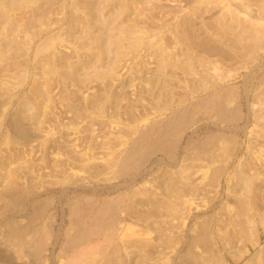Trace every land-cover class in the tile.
<instances>
[{"label":"rangeland","instance_id":"rangeland-1","mask_svg":"<svg viewBox=\"0 0 264 264\" xmlns=\"http://www.w3.org/2000/svg\"><path fill=\"white\" fill-rule=\"evenodd\" d=\"M34 1L26 9L9 8V14L0 18V23L3 21L0 30L5 29L8 35L13 32L16 41L13 46L21 49L22 56L18 51L20 57L16 56V60L14 57L0 64L4 71L0 70V83L3 84L0 85V101L5 104L0 108V233L3 231L1 224H4L1 219L11 217L25 223L33 211L32 203L39 199L48 201L44 220L52 221V232L58 231L60 235L68 225L65 197L71 199L82 192L111 199L123 191L124 202L118 211L122 221L117 229L134 231L131 238L137 244L128 251H118L121 259L117 264H178L179 254L186 252L193 237L202 230L208 237L207 242L196 250L201 253L203 264H244L246 259L264 251V1L141 0L142 4L139 0H125L123 5L129 9L116 20L112 18L116 13L113 16L108 12L111 17L108 18L104 8L103 14L106 13L110 23L106 24L109 25L107 34L111 28L114 30L108 34L110 38L107 36L104 57H98L99 49L94 40L85 37L83 12L89 8L87 0ZM45 3L49 4L45 6ZM39 9L46 13L42 14ZM74 17L80 20L75 21ZM235 19L258 21L255 31L262 33L258 35L261 41L258 47H263L257 53L259 57L251 60L252 64L243 61L242 45L225 29L229 24L232 28L228 27L229 30L236 34ZM15 23H19L18 26L10 28ZM37 27L44 32L31 30ZM120 29L127 31L125 38L129 39L122 40L121 46L114 40ZM2 41L5 45L6 40ZM21 42L29 48L28 53L23 54ZM38 42L44 48L41 51ZM48 42V46L43 45ZM132 44L137 47L133 48ZM94 55L95 60H91ZM60 65L64 67L61 69ZM111 69L113 74L106 75ZM83 77L92 83L79 82ZM223 87L237 89V97L229 106L239 108V120L228 125L231 129L219 124L214 116L196 111L194 123L180 138L174 161L156 154L140 172L143 180L137 177L127 191L120 187V178L115 175L116 161L139 129L180 109L182 101L184 105L192 103L205 93ZM14 112L27 125V133L36 138L30 135V142L17 140L19 137L12 133L7 122ZM212 133L220 134L219 142L208 156L198 157L196 150L186 146L190 139L205 140ZM219 169L220 173L212 180L213 172L216 174ZM240 178L246 183L249 181V187L258 185L254 194L232 189ZM14 191L19 192L22 202L19 199L10 202ZM21 193L25 194L22 199ZM240 201L246 203L239 204ZM244 206L245 214L241 216L242 211L238 209L244 210ZM239 219L248 222L245 232L237 225ZM3 238L0 234V249L6 257L0 264H30L23 249L14 243H4ZM148 239L155 246L152 257L146 255L142 246V241ZM120 240L118 245L122 247L124 240ZM55 249L54 255L44 264H65V258Z\"/></svg>","mask_w":264,"mask_h":264},{"label":"bare ground","instance_id":"bare-ground-1","mask_svg":"<svg viewBox=\"0 0 264 264\" xmlns=\"http://www.w3.org/2000/svg\"><path fill=\"white\" fill-rule=\"evenodd\" d=\"M44 1V0H43ZM49 1V0H48ZM51 1V0H50ZM56 1V0H55ZM65 1V0H64ZM74 2H78L73 0ZM86 1V0H85ZM88 4H89V8L86 11V8L83 9L85 12H83L84 17L83 20H85V22L83 21V23H85V28L82 29L85 30L86 32V36L85 37H90L91 39L94 40V45L98 47V57H104L105 54L107 53V48L106 45L108 39L111 37L108 34H111V31L107 34L108 30H109V25L110 23L108 22L109 19L106 20L107 17H105V14H103V11H105L107 9V15L108 12H110L112 15L116 13V17H112L114 18V20L117 19V17L119 18V16L126 10L129 9L128 6L123 5V1L125 0H87ZM130 1V0H129ZM140 2L143 1L139 0ZM173 1V0H172ZM198 1V0H197ZM208 1V0H207ZM264 1V0H263ZM34 0H0V18H4V15H8L9 14V8L11 7H16L19 9H26V6L29 5H33L34 4ZM174 2V1H173ZM219 2V0H218ZM38 3V2H37ZM51 3V2H50ZM64 3V2H63ZM188 3V2H187ZM247 3V2H246ZM252 3V2H251ZM39 4V3H38ZM37 4V5H38ZM41 4V3H40ZM43 4V3H42ZM49 3H45L44 5L46 6ZM78 4V3H77ZM165 4V3H164ZM28 5V6H29ZM86 5V4H84ZM62 6V5H61ZM78 5H74V7ZM104 6V7H103ZM176 8H178L179 6L174 5ZM222 6V5H221ZM106 7V9H104ZM99 8L102 9V11H99ZM162 8V7H161ZM42 9V8H40ZM39 11H42L40 10ZM100 9V10H101ZM13 10V9H12ZM31 10V9H30ZM109 10V11H108ZM122 10V11H121ZM34 12H38L35 10H32ZM115 11V12H113ZM11 12V11H10ZM29 12V11H27ZM42 14H45L46 11H42ZM106 12V11H105ZM113 12V13H112ZM240 12V11H239ZM251 12V11H250ZM263 12V11H262ZM33 13V12H32ZM31 13V14H32ZM35 13V14H36ZM48 13V12H47ZM221 13V12H220ZM34 14V13H33ZM223 14V13H222ZM227 14V13H226ZM225 14V16H227ZM233 14V13H232ZM231 14V15H232ZM41 15V14H40ZM111 15V16H112ZM113 15V16H114ZM230 15V14H229ZM34 16V15H33ZM238 16V15H237ZM8 17V16H6ZM72 17V15H71ZM264 17V14H263ZM34 18V17H33ZM32 21H37V19ZM37 18V17H36ZM80 17H78L77 20ZM108 18L109 17L108 15ZM240 18V17H238ZM255 18V17H254ZM30 19V20H31ZM69 19V17H68ZM75 21L76 18L74 17ZM199 19V18H198ZM223 19V17H222ZM220 19V20H222ZM237 19V18H236ZM234 20L233 25L235 24V26H237L238 28V32L236 34H234L235 32H232L229 30V24L227 27H225V29H227L230 33L229 35H234L233 36V40H235V42H239L243 48V58L245 62H247L248 64L251 63L252 59H255L257 57H259V55L257 53H259L260 48L262 49L263 46L258 47L261 43L259 39L258 35H262L256 33L255 29H258V26L256 25L257 22H243L240 20ZM264 19V18H262ZM7 20V19H6ZM9 20H13L10 19ZM71 20H73L71 18ZM1 21V20H0ZM5 21V20H4ZM8 21V20H7ZM15 21V20H14ZM12 21V22H14ZM18 21V20H17ZM16 21V22H17ZM70 21V20H69ZM113 21V20H111ZM110 21V22H111ZM219 21V20H218ZM217 21V23H218ZM260 21V20H259ZM3 22V21H2ZM0 23L3 25V23ZM29 22V20L27 21ZM25 21V23H27ZM229 22V21H228ZM23 23V24H25ZM34 23V22H33ZM73 23V22H72ZM164 23V22H163ZM182 23V22H181ZM215 20L214 23L215 24ZM226 23V22H225ZM19 24V23H17ZM16 23L13 25H11L10 28H14L16 26H18ZM22 24V23H21ZM20 24V25H21ZM106 24H109L108 26ZM6 25V24H5ZM9 25V26H10ZM27 25V24H25ZM24 25V26H25ZM179 25V24H177ZM183 25V23H182ZM187 25V23H186ZM218 25V24H217ZM227 25V24H226ZM225 25V26H226ZM1 26V25H0ZM8 28V25H6ZM23 26V27H24ZM21 27V26H19ZM18 27V29H19ZM31 27V26H30ZM183 27V26H182ZM181 27V28H182ZM185 27V26H184ZM215 27V26H214ZM229 27V28H228ZM234 27V26H233ZM5 28V26L3 27ZM26 28H29L28 26ZM23 28V29H26ZM131 28V27H130ZM180 28V29H181ZM213 28V27H212ZM220 28H224L221 27ZM236 28V27H235ZM2 29V28H1ZM30 29V28H29ZM38 27L35 29H31V30H37ZM127 29V28H125ZM179 29V28H178ZM218 29V28H216ZM232 30V28H230ZM260 29V28H259ZM9 30V29H8ZM11 30V29H10ZM28 30V29H26ZM25 30V31H26ZM82 30V31H83ZM214 30V29H213ZM221 30V29H220ZM220 30H217L219 32H221ZM224 30V29H223ZM264 30V29H262ZM21 31V30H20ZM34 31V32H35ZM41 31H36V32H42ZM129 31V30H128ZM255 31V32H254ZM259 31V30H258ZM10 32V31H8ZM15 32V31H14ZM18 32V31H17ZM23 32V31H22ZM28 32V31H27ZM32 32V31H31ZM35 32V33H36ZM44 32V31H43ZM81 32V31H80ZM126 30L124 29H120L117 32V37L114 39L115 43L120 45L123 44L122 40H124V42H126V40L128 38L127 34H126ZM263 32V31H262ZM13 33V32H12ZM12 33L10 35H8L6 33L5 29L0 30V64L8 61L9 59H12L15 57L14 60H16V56H18V51L20 52L21 49L18 48L17 46H13L15 41V36H12ZM16 33V32H15ZM26 33V32H25ZM30 33V32H29ZM34 33V34H35ZM74 33V32H73ZM84 32H82L83 34ZM129 33V32H128ZM180 34V31L177 32ZM190 33V32H189ZM196 33V32H195ZM27 34V33H26ZM34 34L32 37H34ZM40 34V33H39ZM38 34V35H39ZM45 34V33H44ZM182 34V33H181ZM222 34V33H220ZM225 34V32H224ZM223 34V35H224ZM14 35V34H13ZM28 35V34H27ZM32 35V34H31ZM37 35V33H36ZM133 35V34H132ZM219 35V34H218ZM217 35V36H218ZM222 35V36H223ZM227 35V33H226ZM109 36V38L107 37ZM212 36V35H211ZM264 36V35H263ZM14 37V38H13ZM29 37V36H28ZM37 37V36H36ZM35 37V39H36ZM42 37V36H41ZM45 37V36H44ZM48 37H51L48 35ZM113 37V35H112ZM181 37V36H180ZM178 37V38H180ZM185 37V36H184ZM220 37V36H219ZM225 37V36H224ZM223 37V38H224ZM227 37V36H226ZM31 38V37H30ZM39 38V37H38ZM37 38V39H38ZM130 38V37H129ZM217 38V37H216ZM261 38V37H260ZM264 38V37H262ZM42 39V38H41ZM113 39V38H112ZM187 39V37H186ZM2 40H6V43L4 42L5 45H2L3 41ZM29 40V39H28ZM48 40V39H47ZM129 40V39H128ZM219 40V39H218ZM31 39L29 40L30 43ZM35 41V40H34ZM142 41V40H141ZM20 42V41H19ZM40 42V41H39ZM38 42V49L41 51L44 48H42L43 46L39 45ZM44 42H47L46 39ZM50 42V41H49ZM48 44H43L45 46H48ZM237 42V44H238ZM263 42V41H262ZM22 43V42H21ZM20 43V44H21ZM25 43V42H24ZM22 43V45L24 44ZM28 43V44H29ZM111 43V42H110ZM133 43H137V42H133ZM185 43V42H184ZM202 43V42H200ZM199 43V44H200ZM225 43V42H224ZM223 43V44H224ZM227 43V42H226ZM244 43V44H243ZM17 44V43H16ZM28 44L26 43V45L28 46ZM134 44V45H135ZM19 45V44H18ZM20 45L23 49V54L28 53L29 48H25V45ZM112 45V44H111ZM133 44L131 45L132 47L134 46ZM138 45V44H137ZM158 45V44H156ZM198 45V44H197ZM264 45V44H263ZM37 46V45H35ZM136 46V45H135ZM192 46V45H191ZM190 46V47H191ZM33 47V46H32ZM137 47V46H136ZM201 47V46H200ZM134 48V47H133ZM234 48V47H233ZM53 49V48H52ZM96 49V48H94ZM115 49V48H114ZM117 49V48H116ZM119 49V48H118ZM139 49V48H138ZM27 50V51H26ZM34 50V49H33ZM191 50V49H190ZM189 50V51H190ZM234 50V49H233ZM164 52V51H163ZM185 52V51H184ZM32 53V52H31ZM36 53V52H35ZM40 53V52H39ZM92 54V53H91ZM39 55V54H38ZM54 57L55 54L53 53ZM90 55V54H89ZM88 55V56H89ZM96 55V56H97ZM107 55V54H106ZM109 55V54H108ZM20 56H21V52H20ZM18 56V57H20ZM257 56V57H256ZM22 57V56H21ZM28 57V56H27ZM53 57V56H52ZM92 57V56H90ZM241 57V56H240ZM29 58V57H28ZM51 57H49L50 59ZM108 58V57H107ZM111 58V57H110ZM116 58V57H115ZM169 58V57H168ZM194 58V57H193ZM200 58V57H199ZM20 59V58H19ZM36 59V56H35ZM54 59V58H53ZM52 59V61H53ZM91 60H95V55L94 57L90 58ZM117 59V58H116ZM162 59V58H161ZM28 60V59H27ZM25 60V61H27ZM55 60V59H54ZM59 60V59H58ZM97 59V63H98ZM151 60V59H150ZM191 60V59H190ZM11 61V60H10ZM35 61V60H34ZM57 61V60H56ZM53 62L54 63L56 62ZM83 61V59H82ZM109 61V59H108ZM118 61V60H117ZM192 61V60H191ZM21 62V61H20ZM19 62V63H20ZM49 62V60H47V63ZM61 62V61H60ZM201 62V61H200ZM244 62V63H245ZM257 62V61H256ZM25 63V62H24ZM27 63V62H26ZM32 63V62H31ZM34 63V62H33ZM83 63V62H82ZM254 63V62H253ZM260 63V62H259ZM258 63V64H259ZM10 64V63H8ZM13 64V63H12ZM51 63H49L50 65ZM56 64H60V63H56ZM61 64L63 65V62H61ZM79 64V63H77ZM252 64V63H251ZM255 64V63H254ZM3 65V64H1ZM24 65V64H23ZM28 65V63H27ZM32 65V64H31ZM48 65V64H47ZM48 65V67H49ZM75 65V64H74ZM93 65V63H92ZM26 66V64H25ZM24 66V67H25ZM30 66V65H29ZM61 66V65H60ZM81 66V65H80ZM90 66V65H89ZM252 66V65H251ZM2 67V66H0ZM7 67V66H6ZM23 67V68H24ZM51 67V65H50ZM59 67V66H58ZM64 66H61V69ZM254 67L257 68V65ZM31 68V67H30ZM52 68V67H51ZM50 68V70H51ZM74 68V67H73ZM107 68L108 65H107ZM175 68V67H174ZM54 68H52L53 70ZM59 69V68H58ZM64 69V68H63ZM97 69V68H96ZM231 69V68H230ZM1 70V69H0ZM3 70V68H2ZM1 70V71H2ZM90 71L92 70V68L89 69ZM94 70V69H93ZM104 70V69H103ZM107 70V69H105ZM113 69H111L106 75L110 76L113 74L112 72ZM207 70V69H206ZM255 70V69H254ZM258 69H256L257 71ZM6 71V70H5ZM73 71V70H72ZM82 71V70H81ZM87 71V70H86ZM99 71V70H97ZM4 71H2L3 73ZM9 72V71H8ZM28 72V71H27ZM50 72V71H49ZM52 72V71H51ZM95 72V71H94ZM200 72V71H199ZM202 72V71H201ZM200 72V73H201ZM1 73V74H2ZM75 74H78V72H74ZM72 73V74H74ZM84 73V72H83ZM82 73V74H83ZM167 73V72H166ZM255 73V72H254ZM74 74V75H75ZM81 74V73H80ZM99 74V73H98ZM184 74V73H183ZM73 75V77H74ZM88 74L86 73V76ZM101 74H99L100 76ZM172 75V74H171ZM223 75V73H222ZM264 75V74H263ZM76 76V75H75ZM82 76V75H80ZM85 77V75H83ZM94 76V75H93ZM92 77V79H94V77ZM96 76V75H95ZM98 76V75H97ZM98 76V77H99ZM107 76V77H108ZM78 77V75L76 76ZM80 79L78 80L79 82L82 83H87L90 84V82L92 83V81H90L89 79V83L86 82V78ZM96 77V78H98ZM104 77V76H102ZM101 77V78H102ZM95 78V80H97ZM74 80V79H73ZM88 80V79H87ZM99 80V79H98ZM210 80V79H209ZM75 81H77V79H75ZM75 82V83H78ZM94 81V80H93ZM245 81V80H244ZM248 81V76L246 77V81L244 82V85L247 84ZM1 82V81H0ZM73 82V81H72ZM190 82V81H189ZM207 82V81H206ZM82 83V86H84ZM162 83V82H161ZM263 83V82H262ZM6 84V83H5ZM0 85H3L2 83H0ZM159 85V84H158ZM259 85V84H258ZM161 86V85H160ZM199 86V85H197ZM244 87V86H242ZM81 88V87H80ZM146 88V87H145ZM200 88V87H199ZM216 90L210 91L208 93H205L204 95L198 97L194 102L192 103H187L184 105V101H182V107L180 109H176L173 110L170 114H168L165 118H161L159 120L153 121L152 123H150L149 125H147L146 127H144L143 129H139L138 132H136V135L134 137V139L128 144L127 148L124 150L123 153H121V155L119 156V159L116 164V168L117 169V173H115V175L117 174L118 177L120 178L121 184L120 187H124L123 189L125 191H127L128 187L133 183L136 182L137 177H141L140 179L143 180V176L142 174H140V172L142 171V169H144L145 165L149 162V160L156 156V154H161L165 157V159L170 160L171 162L174 161V155H175V151L177 149V146L179 145V141L180 138L182 137V135L190 128L189 125H192V123H194L195 117L197 116V112L203 113V114H209L210 116H214L217 120V122L219 124H224L228 127L229 124H232L234 122H236L237 120H239V108L238 107H230L229 103L233 102L234 99H236L237 97V89L235 88H230V87H223L220 89L215 88ZM244 89V88H243ZM258 89V88H257ZM6 90V89H5ZM8 90V89H7ZM255 90V89H254ZM209 91V90H208ZM178 92V91H177ZM192 92V91H191ZM194 92V91H193ZM104 93V92H103ZM175 94V93H174ZM185 94V93H184ZM42 96V95H41ZM116 96V95H115ZM100 98V97H99ZM128 98V97H127ZM173 98V97H172ZM132 100V99H131ZM45 101V100H44ZM19 102V101H18ZM21 102V101H20ZM95 102V101H94ZM113 103V102H112ZM4 104L3 101H0V108L1 106ZM111 105V104H110ZM184 105V106H183ZM5 106V104H4ZM23 106V105H22ZM20 106V107H22ZM28 106V105H27ZM24 107V106H23ZM101 107V106H100ZM140 107V106H139ZM27 108V107H26ZM21 108H18V110ZM163 110V109H162ZM1 111V110H0ZM20 112L23 110H19ZM197 111V112H196ZM261 111V109H260ZM15 113V112H14ZM25 114L27 112H24ZM33 113V112H32ZM95 113V112H94ZM123 114V113H122ZM20 115H22V113H20ZM28 116V115H27ZM34 116V115H33ZM32 117V116H31ZM29 117V118H31ZM214 118V119H215ZM28 120V119H27ZM36 120V119H35ZM33 120V122L35 121ZM139 120V119H138ZM215 120V121H216ZM19 118V116L15 113V115L13 114L12 116L10 115L8 117V124H9V128L11 131H13L12 133H15L16 137H19V139L21 141L23 140L24 142L29 141L30 139V135H32V137H35V135L33 136V134H28L27 128L25 126V124H23L24 122ZM26 121V119H25ZM142 121V120H141ZM27 122V121H26ZM37 122V121H35ZM130 122V121H129ZM28 123V122H27ZM111 124V123H110ZM38 125V124H37ZM194 125V124H193ZM8 126V125H7ZM189 127V128H188ZM230 128V127H228ZM231 129V128H230ZM9 130V131H10ZM8 131V129H7ZM117 131V130H116ZM121 132V131H120ZM9 133V132H8ZM32 133V132H30ZM11 135V134H9ZM14 135V137H15ZM134 135V134H133ZM219 135L220 134H216V133H212L211 135H209L207 137V139L205 140H192V139H188L189 141H187L186 146H191L193 150H196V156L198 157H206L208 156L207 154H210L213 149H215V145L217 142H219ZM36 138V137H35ZM190 138V137H189ZM34 139V138H33ZM20 141V142H21ZM30 142V141H29ZM185 146V145H184ZM217 147V146H216ZM81 148V147H80ZM84 150V149H83ZM178 151V150H177ZM117 153V152H116ZM180 154V153H179ZM190 155V154H189ZM160 156V155H159ZM231 156V155H230ZM192 158V157H191ZM201 158V159H202ZM195 159V158H194ZM155 160V159H154ZM158 160V159H157ZM204 160V159H203ZM152 161V159H151ZM160 161V160H158ZM202 161V160H201ZM164 162V161H163ZM150 163V162H149ZM152 163V162H151ZM112 164V163H111ZM154 164V161L152 163V165ZM162 164V163H161ZM164 164V163H163ZM171 165V164H170ZM151 166V165H150ZM181 167V166H180ZM179 167V168H180ZM148 169V168H147ZM242 169V168H241ZM240 169V170H241ZM244 169V168H243ZM242 169V170H243ZM248 170V168H246ZM251 169V168H250ZM149 170V169H148ZM239 170V171H240ZM252 170V169H251ZM147 171V170H146ZM152 171V170H151ZM157 171V170H156ZM217 171V170H216ZM182 172H184V170H182ZM218 173H220V169L219 172H217L216 174H214L213 172V177L211 178L213 180V178L215 179L216 176L218 175ZM238 173V171H237ZM243 172H241L242 174ZM144 174V173H143ZM192 174V173H191ZM250 174V173H249ZM247 175V177L250 175ZM166 175V174H165ZM189 175V174H188ZM246 175V174H244ZM1 176V175H0ZM238 176V175H237ZM236 176V178H237ZM241 176V175H240ZM177 177V175H176ZM224 177V176H223ZM127 178H129L131 181L128 182L129 180H127ZM234 178V177H233ZM256 178V177H255ZM65 179V178H64ZM176 180V178H174ZM210 179V180H211ZM249 178H247L246 180H248ZM253 179V178H250ZM180 180V179H179ZM77 181V180H76ZM177 181V180H176ZM251 181V180H250ZM178 182V181H177ZM252 182V181H251ZM175 183V182H174ZM249 183V181L247 182ZM247 183L245 182V180L243 178H240L238 183L236 185H234V187L232 189L235 190H247L248 193L254 194L255 188L258 185L251 186L249 187L247 185ZM11 185V184H10ZM231 185V184H230ZM244 185V186H243ZM251 185V184H249ZM14 186V185H13ZM14 189V188H13ZM31 189V188H30ZM86 189V188H84ZM18 190V189H17ZM24 190V189H23ZM22 190V191H23ZM32 190V189H31ZM9 191V190H8ZM13 191V190H11ZM33 191V190H32ZM80 191V190H79ZM165 191V190H164ZM15 192V191H14ZM29 192V191H28ZM27 192V193H28ZM81 192V191H80ZM85 192V191H84ZM194 192V191H193ZM208 192V191H207ZM7 193V192H6ZM5 193V194H6ZM9 193V192H8ZM19 193V192H18ZM18 193L16 194V192L14 194H12L11 197H9L10 202L13 203L15 202L17 199H19ZM32 194V192H30ZM77 193V192H76ZM79 193V192H78ZM128 193V192H127ZM165 193V192H164ZM10 194V193H9ZM30 194V195H31ZM1 195H4L1 194ZM8 195V194H7ZM22 195H25L23 193H21L20 197ZM29 195V194H28ZM29 195V196H30ZM125 195V192H121L118 193L117 197L115 198H107V197H100V196H94L93 194H84V193H80L77 194L76 196H73V198L70 199V197L67 199V197H65V205L68 207V225L66 226L65 229H63V232H61V234L57 233H53L52 232V226L51 223L52 221L49 220H44V216H45V208L47 205L48 201H38V200H34V202L32 203V208L33 211L30 214L29 218L25 221V223L18 222L13 220V218L11 217H6L5 219H1V221H4V224H1L2 226V232L0 233L5 239L4 243H14L15 245H17L18 247L21 248V250L23 249V253L24 255L28 258L30 264H44L47 259L49 258V256L54 255V249L57 248L58 249V254L63 256V258H65V264H117L116 262H120V257H119V252L122 249H126V251H128L127 249H129L131 246H133V244L135 243V241L132 242V238L134 237L135 233L134 231L131 232L130 231H122L120 229H117V225L122 221L121 219H119L118 217V211L120 210V206L123 205V197ZM28 196V197H29ZM2 197V196H1ZM0 197V198H1ZM5 197H7L5 195ZM254 197V195H253ZM23 197H21L22 199ZM25 198V197H24ZM27 198V197H26ZM126 199V198H125ZM253 200V198H251ZM47 200V199H46ZM249 200V199H248ZM247 200V202H248ZM19 201H21L19 199ZM22 202V201H21ZM20 202V203H21ZM31 202V201H30ZM252 202L253 205H255ZM18 203V201H17ZM20 203H18V205H20ZM245 201H240L239 204H245ZM249 203V202H248ZM247 203V204H248ZM256 203V202H255ZM6 204V203H5ZM10 204V203H9ZM179 205V204H177ZM249 205V204H248ZM258 205V204H257ZM9 206V205H8ZM7 207V204H6ZM10 207V206H9ZM18 207V206H17ZM66 207V208H67ZM248 207V206H247ZM260 207V206H258ZM11 208H12V204H11ZM125 208V207H124ZM245 208V206H244ZM13 209V208H12ZM18 209V208H17ZM16 209V210H17ZM20 209V208H19ZM18 209V210H19ZM23 209V208H22ZM21 209V210H22ZM249 209V208H247ZM255 209V208H254ZM32 210V209H31ZM239 211H242V213H239L241 216H243V212H245L246 208L243 209H238ZM256 210V209H255ZM260 210V209H259ZM9 211H12L11 209ZM258 211V210H257ZM13 212V211H12ZM15 212V211H14ZM236 212L238 213V211L236 210ZM23 213V212H22ZM21 213V214H22ZM248 213V211H247ZM258 213V212H257ZM17 214V212H16ZM18 214L19 211H18ZM3 215V214H2ZM239 215V216H240ZM13 216V215H12ZM165 216V215H164ZM246 216V215H245ZM3 217V218H4ZM51 217V216H50ZM250 217V216H249ZM47 218V217H46ZM245 218V217H244ZM50 219V218H48ZM51 220V219H50ZM246 223L247 220H241L239 219L237 225L240 228L241 232H245L248 228H246ZM67 224V223H66ZM65 224V225H66ZM201 225V224H199ZM163 227V226H162ZM170 227V225H169ZM1 228V227H0ZM52 228V229H51ZM59 229V228H58ZM62 229V228H61ZM129 229V228H128ZM167 229V228H166ZM57 230V229H56ZM198 230H200L198 228ZM160 231V230H159ZM201 231V230H200ZM207 231V230H205ZM127 232V233H126ZM210 232V231H209ZM250 234V233H249ZM170 236V235H169ZM123 237V239H122ZM168 237V236H167ZM178 238V237H177ZM208 237L206 236L205 232L202 230L201 232H197L196 236L193 237V240L191 241L190 244H188L186 252H183V254H179V261L178 264H203L202 261V256L201 253L199 254L196 250V247H201L203 244H206L205 242L206 239ZM118 239H121L120 241L122 242V240H124L122 247L120 245H118ZM167 239V238H166ZM117 240V243L115 242ZM136 240V239H135ZM151 239H148L147 241L143 240L142 241V246L143 249L146 253L147 256L152 257L154 255V244L152 245V243L150 242ZM174 240V239H173ZM177 240V239H176ZM2 243V242H1ZM137 244V243H135ZM6 246V245H5ZM207 246V245H206ZM210 246V245H209ZM50 247V249H49ZM168 247V246H167ZM208 247V246H207ZM194 248V249H193ZM132 249V248H131ZM1 250V249H0ZM56 250V249H55ZM4 251V250H3ZM57 251V250H56ZM134 251V250H133ZM123 252V250H122ZM203 252V251H201ZM4 253V252H3ZM2 250L0 251V261L5 260L4 257H6L5 255H3ZM118 253V254H117ZM148 253V254H147ZM5 254V253H4ZM126 254L128 255V252H126ZM125 254V255H126ZM124 255V254H123ZM122 256V255H121ZM25 257V258H26ZM123 257V256H122ZM24 258V257H23ZM177 258V259H178ZM9 260H7L8 262ZM175 261V262H176ZM56 263V262H55ZM144 263V262H143ZM4 264V262H3ZM6 264V263H5ZM209 264V263H208ZM244 264H264V251L261 250L257 253V255H255L252 258L246 259Z\"/></svg>","mask_w":264,"mask_h":264}]
</instances>
